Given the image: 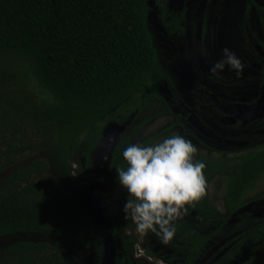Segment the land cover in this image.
Listing matches in <instances>:
<instances>
[{
    "label": "trees",
    "instance_id": "16d2710c",
    "mask_svg": "<svg viewBox=\"0 0 264 264\" xmlns=\"http://www.w3.org/2000/svg\"><path fill=\"white\" fill-rule=\"evenodd\" d=\"M151 1L160 0H0V238L13 236L0 245V264H78L90 251H106L105 236L122 244L115 247L114 264L130 263L126 251L132 239L120 233V217L104 212L101 222L90 220L84 193L95 166L92 153L109 124L128 129L106 166L120 192L118 206L126 195L115 170L127 166L122 150L148 145L157 136L135 143L151 119L143 112L161 98L166 75L148 25ZM187 2L184 9L164 8V26L183 29ZM212 81L216 87L235 84L232 78ZM260 138L235 160V171L225 181L227 215L243 214L238 211L243 198L264 176ZM50 151L78 193L61 188L48 172L44 153ZM70 151L84 160L82 165L75 159L82 171L76 180L65 167ZM196 161L206 165V181L230 169L222 152ZM205 195L185 206L187 213L175 221L176 234L167 245L146 233V256L170 264H211L207 253L234 229L222 218L212 230L201 231L221 220ZM193 217L203 225L194 226ZM244 222H235V228ZM235 252L231 256L241 250Z\"/></svg>",
    "mask_w": 264,
    "mask_h": 264
},
{
    "label": "rangeland",
    "instance_id": "374dc122",
    "mask_svg": "<svg viewBox=\"0 0 264 264\" xmlns=\"http://www.w3.org/2000/svg\"><path fill=\"white\" fill-rule=\"evenodd\" d=\"M190 1L194 2L193 5H191V11L185 19V32L180 36L171 34L168 31L166 26H164L161 15L165 7L175 9L183 4V1L181 4H178L179 0H160L157 2L158 4L154 1L150 2L148 25L153 35L154 44L157 48L161 63L171 71L175 76V80L184 85H186L189 80L204 84L208 83L210 78H212L210 69L216 62L224 59L225 49L239 60L240 68L236 69L226 64L224 69L233 68L238 77H243V75L247 73L255 72L258 67H256L257 59L253 52L258 50V39L263 38L264 33V28H262L263 26L258 20L259 12L256 10L252 11L251 17L248 20L250 26L247 29L245 26H242L244 18L242 12L243 9L246 8L248 0H226L224 3L225 9L214 12H212V6L206 2L208 0H189V2ZM256 2L264 6V0H256ZM206 72L209 73L207 74ZM242 77L237 78V80H240L238 89L233 87L235 85H230V91H226L231 95L235 93L233 95L235 99H243L248 96V94L260 90L256 78L246 76L243 79ZM212 86L216 87V85ZM215 91L219 93V87H217ZM171 94L174 96L179 94V92L171 89ZM176 100L177 103L180 102L179 99ZM166 112L161 102L155 103L149 111L146 112L145 110L143 112L144 116L147 115L151 117L148 124L149 126L147 129L146 125L144 126L143 131L139 134V137L136 138L135 143L149 134H159L160 130L171 122L169 114ZM263 128L264 125L259 124V126L254 127V130L258 131ZM126 130H128L126 127H117L115 125L106 127L104 138L100 141L98 148L92 153L91 160L92 162L95 161V166L90 174V181L84 193L86 195L85 205L90 220L101 222L105 214L104 212H111L117 206L120 192L118 188H115L111 184L110 178L106 173V166L110 159L112 149L118 141V137L122 133H125ZM183 137H185L196 149L193 159L217 155L207 150L205 146L200 143L191 141L190 137L187 136V138L184 135ZM113 138H115V141L113 145L110 146L107 142L110 143ZM160 141L161 138L158 142ZM80 145L81 148L84 149L86 145L85 141L82 140ZM248 152L249 149L246 147L245 149H238L223 155L228 159V167H230V169H228V172H225V174H216L206 181L205 198L208 202L207 204L215 206L216 213L221 217V220L222 218H226L228 213L224 197L225 181L235 171V160L240 159V157L246 155ZM54 156L55 154H53V151L44 153V157L47 159L49 166L48 172L57 178L62 186H60L61 188L70 193H78L77 187H74L73 184L70 183L64 167L59 164ZM76 158H80V162L82 165L84 164L83 158L78 157L75 151H70L65 158L66 170L74 180H76L77 175L80 176L82 174V171L78 169L79 165L75 160ZM126 195L124 198H126ZM261 203H264V176L257 183L253 191L249 192L243 198L240 209L243 210L242 213L249 211L250 214H255L256 217H259L264 214ZM193 218L194 220L191 222L194 226L203 225L200 219L196 217ZM221 220L216 222L213 221L209 225H203L201 231L207 232L212 230ZM130 230L135 240V243L132 245V251L135 254L134 257H131L132 262L141 261L143 264H170L159 257L144 258V235L136 230V226H133ZM90 233L91 232L87 234L83 242L89 239L88 236ZM127 233L129 234V232ZM246 236L248 237V235ZM12 237L13 236L0 238V245ZM251 237L252 236L249 235V238ZM104 244L106 246V251H100L101 253L99 254L90 251L81 258L78 264H96L97 260L98 264H114L115 243L110 237L105 236ZM251 247V254L256 249L255 252L257 255L255 259L257 262L264 264V250L260 249L258 240H256ZM139 254L143 255V257H137ZM251 254H249L248 248L245 250L243 257L247 258ZM222 257H225L224 250L221 252L209 251L205 260L207 259L211 264H227V259Z\"/></svg>",
    "mask_w": 264,
    "mask_h": 264
},
{
    "label": "flooded vegetation",
    "instance_id": "af4514ba",
    "mask_svg": "<svg viewBox=\"0 0 264 264\" xmlns=\"http://www.w3.org/2000/svg\"><path fill=\"white\" fill-rule=\"evenodd\" d=\"M182 1L184 2V0H179L178 4H181ZM187 1L189 2V0H186V2ZM225 1L226 0H208L206 2L212 6V12H214L225 9ZM188 2L184 16L185 19L191 11V5H193L194 1ZM183 5L184 4H181L175 9H182ZM165 8L169 9L167 7ZM253 10L259 12L258 20L261 22L263 26L262 28H264V6L257 3L256 0H248L246 8L243 9L242 14L244 18L242 26H245L248 29L250 26L248 20L250 19ZM185 19L184 22L181 23L183 29L180 31H172L167 26L166 28L171 34L180 36L185 32ZM257 49V51L253 52L257 59L256 67H258L255 72H250L243 75V77H238L236 76L237 74L233 68H225L222 71L217 70L216 72L211 71L210 74L212 75V78H210L208 82L209 87L205 86L206 83L192 82L193 80H189L186 85L182 83L180 84L177 80H175V76L171 73V71H169L168 68H166L160 61L161 66L166 71L165 78L162 81L161 98L154 99L146 108V112L149 111L155 103L161 102V105H163L167 111L166 113L169 114L171 122L162 128L159 134H154L157 136L149 144L158 143L160 138L162 140L172 135H180L182 137L184 135L186 137H190L191 141H195L205 146V148L210 152L217 154L215 156H219V152H222V155H226L227 153H231L238 149H245L246 147L249 149L248 146L253 141L261 139L260 137L264 136V128L255 131L254 127L259 126V124L264 125V116L249 119L246 115L245 108L244 110L242 108L243 104L250 105L260 97L261 85L264 79V33L263 38L258 39ZM206 73L208 74L209 72ZM246 76L256 78V81L259 83L258 85L260 86V90H258V92L255 91L252 94H248V96L243 99H235V97H233L235 93H232L231 95L226 92L230 91L231 86L219 85V93L215 91L217 87L212 86L214 85L212 79L232 78L235 81V86L233 87L238 89L240 86V80H237V78L242 77L244 79ZM171 89L179 92V94L173 96L171 94ZM176 99H179L180 102L177 103ZM176 115L180 117V123L176 122L178 120ZM148 124L149 122L146 123V129L149 126ZM166 132L168 134H166ZM149 135H147L146 138ZM198 137H200L201 142L197 139ZM107 143L110 145L109 142ZM116 145L117 143L114 145L113 149ZM251 191H253V189L250 190V192ZM125 201L126 198L122 200L121 206H118L117 203L116 208H114L111 213L114 212L116 216L120 217V233H122L125 238L132 239L130 247L126 251V255L127 261H130L128 264H135V261L132 262L131 260V257H134L135 255L132 251V245L135 243V240L133 239L134 235L130 230L133 226L135 227V224L130 217L125 219V214L123 212V205ZM261 208L264 210V203H261ZM238 211L239 213L243 212L242 209H239ZM225 220H228L227 227L230 229L233 228L234 230L226 235L224 241L219 242L215 247H213L212 252H221L224 250L225 259H227L228 262L227 264H260L255 259V256L257 255L255 252L256 249L252 252V254L250 249L252 248L251 246H253V243L258 240L260 249L264 250V214L259 217H256L255 214L246 215L244 213L239 214L238 217H235L234 215H226ZM243 220H245V222L238 225V228H235L234 223ZM127 232H129V234ZM143 235L144 242L146 243V233H143ZM246 235H248V237ZM249 235L252 237L249 238ZM116 240L117 241L114 242L115 247L117 249H121V242L118 239ZM145 243L143 251L144 258L148 257L146 256V253L144 254ZM223 245H225L224 248L222 247ZM237 248L241 250L240 254L231 256L232 252L236 253L235 250ZM248 248L249 254L251 255L245 258L243 255L245 250ZM116 250H114V257L119 255V251L117 250L116 252ZM143 255L139 254L137 257H143Z\"/></svg>",
    "mask_w": 264,
    "mask_h": 264
},
{
    "label": "clouds",
    "instance_id": "9594fccd",
    "mask_svg": "<svg viewBox=\"0 0 264 264\" xmlns=\"http://www.w3.org/2000/svg\"><path fill=\"white\" fill-rule=\"evenodd\" d=\"M226 64L240 68L239 60L227 49L224 59L210 71H222ZM195 152L184 137L172 135L158 143L127 145L121 152L127 166L115 169L116 180L127 194L125 219L130 217L138 232L155 234L163 245L175 236V221L187 213L185 206L205 192L206 165L193 162Z\"/></svg>",
    "mask_w": 264,
    "mask_h": 264
},
{
    "label": "water",
    "instance_id": "95a60500",
    "mask_svg": "<svg viewBox=\"0 0 264 264\" xmlns=\"http://www.w3.org/2000/svg\"><path fill=\"white\" fill-rule=\"evenodd\" d=\"M242 106H243L242 107L243 110L245 108L246 115L249 117V119H253L254 117L264 116V79L261 85L260 97L254 103L250 105L243 104ZM112 125H115V124H109L107 127L112 126ZM104 131L106 132V128ZM105 132L103 134V138L105 136ZM114 141H115V138L111 140L110 146L113 145Z\"/></svg>",
    "mask_w": 264,
    "mask_h": 264
}]
</instances>
